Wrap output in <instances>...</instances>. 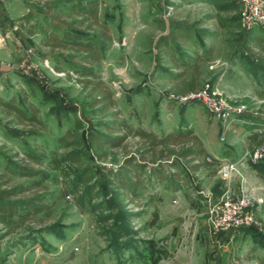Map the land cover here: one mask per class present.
Listing matches in <instances>:
<instances>
[{
  "label": "rangeland",
  "instance_id": "rangeland-1",
  "mask_svg": "<svg viewBox=\"0 0 264 264\" xmlns=\"http://www.w3.org/2000/svg\"><path fill=\"white\" fill-rule=\"evenodd\" d=\"M239 6L240 0H97L98 17L107 23L110 33L98 65L101 78L113 91L115 105L109 112L118 110L132 125L158 133L176 124L192 129L195 125L203 133L206 128L198 121L216 118L200 102L178 100L187 91L190 75L176 81L168 77L173 65L166 50L190 52L197 42H192V31L204 43L210 40L201 30L209 29L215 33L211 43L219 49L222 46L231 51L239 45V53L249 55L244 52L246 44H252L253 31L248 34L251 29L243 28L239 18L231 14ZM53 11H46L44 0H0V97H13L25 106L24 95L36 106L40 120L20 121L0 108V188L10 190L20 183L24 189L14 191L6 200L21 203L36 194L41 195L42 207L35 213L22 207L21 215L0 219V264H158L159 260H169L178 249L191 252L206 208L205 195L197 189L205 187L207 180L203 179L197 189L194 184L181 188V192L144 181L147 183L137 188L135 196H115L105 180V168L116 167L123 156L122 148L107 145L105 157L97 159L87 140L89 129L105 133L99 122L108 120L109 112L102 114L89 106L78 75L53 68L52 55L57 50L51 53L40 44L38 34L25 31L34 19L60 23L62 19H55ZM69 14L77 17L75 11ZM220 20L225 28L219 29ZM178 25L190 29V37L182 34ZM173 35L180 38L173 40ZM160 38H166L165 47L159 46ZM205 77L197 87L208 82L217 88L210 77ZM217 90L228 101L245 103L257 111L256 117L249 116L251 119L264 118V102L254 93L244 96ZM75 118L83 125L75 131L89 150L87 157L75 163L62 162L58 167L22 161L41 170L34 176L11 169L25 150L47 155L74 149L61 145L57 137L74 127ZM263 138L264 134L260 140ZM263 161L264 157L248 165ZM85 167H89L91 179L66 192L65 185ZM196 174L198 179L206 178L202 171ZM84 190L89 195L79 204L76 196ZM90 204L97 206L91 208ZM260 214L262 225L248 228L252 237L239 249V264H264V214ZM103 215L108 216L101 220Z\"/></svg>",
  "mask_w": 264,
  "mask_h": 264
},
{
  "label": "trees",
  "instance_id": "trees-1",
  "mask_svg": "<svg viewBox=\"0 0 264 264\" xmlns=\"http://www.w3.org/2000/svg\"><path fill=\"white\" fill-rule=\"evenodd\" d=\"M44 7L46 11L54 9L53 17L62 19L61 22L48 21L44 23L34 19L25 27V31L28 34H38L40 44L51 53H55L57 50L52 55L53 68L56 70L66 69L78 75L77 81L89 98V106L95 107L102 114L109 112L115 105L113 91L101 78L98 65L105 54L110 33L107 23L98 17L97 0H79L77 2L75 0H44ZM71 11H75L77 17L70 16ZM177 27H180L181 33L187 36V29H183L179 25ZM166 38H160L159 46L162 45V39ZM263 48V45L257 43L254 46H246L248 53L256 59L252 72L259 83H264ZM166 53L171 54L169 49L166 50ZM194 68L193 84L196 82L199 72L197 64H194ZM255 94L264 101V89H256ZM23 99L25 106L15 101L13 97L7 99L0 97V108L6 113L16 115L20 121L39 122L40 120L36 117V106L26 100L24 95ZM99 125L103 127L105 133L89 129L87 134V140L93 149L94 156L97 159L105 157L107 154L105 146L107 145L122 148L123 151L122 159L116 167L105 168V180L113 188L117 197L135 196L137 188L145 186L147 182L162 183L166 188L172 190L181 186L191 188L194 184L195 186L200 185L196 174L199 169H206L210 174L216 173L219 157L206 150L204 141L191 127L178 126L158 133L154 129L132 125L118 110L110 111L109 119L99 122ZM82 126L81 121L75 118L74 127L67 130L64 135L57 137V141L61 145L72 146L74 149L66 150L61 154H54L50 151L47 155L25 150L24 156L20 157L16 164L13 163L11 169H16L15 171H18L20 175L34 176L41 170L22 161L27 159L33 164H46L52 167H58L62 162H79L82 157L89 155L84 140L75 131ZM128 138L132 140L129 142ZM130 145L132 149L128 150L127 147ZM207 155H211V160L206 159ZM259 164L261 163L254 165ZM88 171L89 167H85L76 172L71 182L65 185L66 192L77 189L79 185L88 182L91 179ZM22 186L19 183L10 190L0 188V219L9 220L13 215H21L22 207L31 213L42 208L39 203L41 195L33 194L29 198L23 199L21 203L6 200L14 191L24 189ZM88 195L87 190H84L76 196V201L81 204ZM88 206L95 208L97 205L90 204ZM107 216L103 215L100 219L104 220ZM250 227L252 226L241 228Z\"/></svg>",
  "mask_w": 264,
  "mask_h": 264
},
{
  "label": "crops",
  "instance_id": "crops-1",
  "mask_svg": "<svg viewBox=\"0 0 264 264\" xmlns=\"http://www.w3.org/2000/svg\"><path fill=\"white\" fill-rule=\"evenodd\" d=\"M231 14L238 18L236 8L232 9ZM218 25L219 29L226 27V24L221 20L218 22ZM189 30L190 29H187L188 32ZM201 32L204 34L203 37L209 38V42H200L197 38V33L193 30L191 37L194 39L192 42L193 44L197 42L191 48L192 50L190 52H182L183 54H180L171 48V54L167 53L166 56L170 57L173 65V72L171 76H168L172 81L190 75V82L185 86V90H188L197 87L204 79V75H206L205 78L210 77L215 86L226 94L236 93L250 96L251 93L255 94V90L258 89L256 87L264 89V83H259L252 72V68L256 62L253 55L248 53L247 50L244 53L249 55L239 53V45L236 49L231 51H229L228 48H222V46H220L219 49V45L217 46L211 43L215 35L212 30L202 29ZM250 32H252L250 34L252 44L250 45L254 46L257 43L264 47L263 27L255 26L247 33L249 34ZM189 34L190 33H187V36H189ZM172 38L176 40L180 37L177 35L175 37L172 36ZM197 43L199 45H197ZM240 43H243V40ZM247 45L249 44L247 43L246 46ZM262 54H264V48ZM194 64L198 65L199 72L197 80L193 84ZM220 73L223 75L219 78V81H217ZM262 73H264L263 67ZM257 98L258 100H263L258 96ZM249 116L248 113H244L239 118L229 123L224 133V139H221L224 141L223 144L219 143L217 140V135L219 136L221 132V123L216 119L211 120L210 118V122L202 119L198 121L201 128H203V126L206 128L203 133L198 132L199 129H196L194 123L193 130L202 138L205 148L210 154L217 157L234 159L245 150L252 149V147L260 141L261 135L264 134V118L251 119ZM178 126L179 125L176 124L175 127ZM200 171L206 175V178H200L201 180L198 179L200 184L203 183V179H206L208 182L207 185L202 188L207 191L203 199L206 203L208 198H217L220 195L222 191V179L218 176L217 172L215 174H210L206 169H199L196 173ZM241 176L244 178V184L247 186L248 190L254 195L263 196L264 198V163L250 166L248 164L241 165L239 167V174L235 176L233 180V187L235 190L239 188ZM184 187L185 186H181L176 190H169L181 192V188ZM196 188L197 186H195V189ZM258 212L263 216L264 201L260 205V211ZM196 217L197 215L194 218L196 219ZM202 217L203 218H200L202 230L195 233L196 242L195 246H193V250L191 252L184 249V251H181L177 248L178 250L173 251L169 260H159L158 264H239V249L244 245V247H246V243H248L249 239L252 237L250 229L240 228L234 233L219 232L212 234L204 215ZM178 235H182V233ZM199 243L203 245L199 246ZM251 247L252 245L247 248L251 249Z\"/></svg>",
  "mask_w": 264,
  "mask_h": 264
},
{
  "label": "built area",
  "instance_id": "built-area-1",
  "mask_svg": "<svg viewBox=\"0 0 264 264\" xmlns=\"http://www.w3.org/2000/svg\"><path fill=\"white\" fill-rule=\"evenodd\" d=\"M236 12L243 28L252 29L255 26L264 28V0H240V6ZM2 41L3 35L0 32V44ZM45 64L53 71L52 66L47 61ZM178 100L200 102L209 115L221 123L220 139H224V133L229 123L242 114L247 112L250 117L257 116V111L249 109L245 103H232L222 97L217 88L208 82L187 90L179 95ZM263 157L264 138L252 149L245 150L237 158L219 157L216 172L222 179V191L217 198L207 199L204 210L205 219L212 234L219 232L234 233L244 226L261 227L262 221L258 215V209L264 201L263 196L254 195L248 190L242 176L240 177L239 188L235 190L233 180L239 174L241 165L256 162ZM206 159L211 160V155H207ZM197 190L204 195L207 194L204 189Z\"/></svg>",
  "mask_w": 264,
  "mask_h": 264
}]
</instances>
